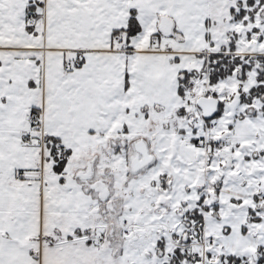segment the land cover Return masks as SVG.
I'll list each match as a JSON object with an SVG mask.
<instances>
[{"label":"snow or ice","instance_id":"snow-or-ice-1","mask_svg":"<svg viewBox=\"0 0 264 264\" xmlns=\"http://www.w3.org/2000/svg\"><path fill=\"white\" fill-rule=\"evenodd\" d=\"M0 264H264V0H0Z\"/></svg>","mask_w":264,"mask_h":264}]
</instances>
